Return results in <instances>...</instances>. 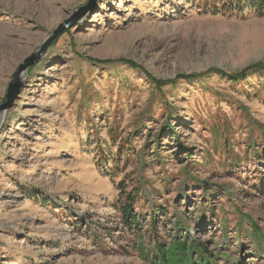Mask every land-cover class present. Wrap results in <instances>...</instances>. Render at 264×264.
<instances>
[{
	"label": "rangeland",
	"instance_id": "rangeland-1",
	"mask_svg": "<svg viewBox=\"0 0 264 264\" xmlns=\"http://www.w3.org/2000/svg\"><path fill=\"white\" fill-rule=\"evenodd\" d=\"M89 1L0 0V105ZM256 4L94 0L0 112V264H264V70L177 79L264 64Z\"/></svg>",
	"mask_w": 264,
	"mask_h": 264
},
{
	"label": "trees",
	"instance_id": "trees-1",
	"mask_svg": "<svg viewBox=\"0 0 264 264\" xmlns=\"http://www.w3.org/2000/svg\"><path fill=\"white\" fill-rule=\"evenodd\" d=\"M252 1H253V4L257 3L255 8L264 11V7H262L263 4L261 3V1H257V0H252ZM237 10H239V9H237ZM216 13H218V12H216ZM119 62L129 63L132 66V69H137V70L140 69V67L133 62L125 61V60H123V61L120 60ZM102 63H106V62H102ZM261 70H264V64L258 63V64H253V65H251V66H249V67H247V68H245V69H243V70H241L235 74H227L226 72L218 70V69H210L207 72L199 73V74L179 75L177 77V79L185 80L188 82H194V81L209 77L212 74H217V75L227 77L232 83H238V82L245 81L251 73L259 72ZM147 76L153 81V83L156 85V87L158 89H161L164 86H167L169 84L174 83L173 81H170V80H168V81L158 80V79H156V78H154L148 74H147ZM121 187H123V186H121ZM123 209H125V210H123V214L125 215V217H129L131 210H126V208H123ZM191 248L192 247H189L186 242H183V243L175 242L171 245V247L169 248V250L166 253H162L161 255L158 254L157 255L158 259L155 260L156 262L155 261L154 262H155V264H184L185 259H187L185 256L187 255V253L190 251ZM201 256L202 257L204 256L202 254V252H201ZM201 256H200V260L204 261V258H202ZM166 257H167V260H166ZM191 259H192V256H191Z\"/></svg>",
	"mask_w": 264,
	"mask_h": 264
},
{
	"label": "water",
	"instance_id": "water-1",
	"mask_svg": "<svg viewBox=\"0 0 264 264\" xmlns=\"http://www.w3.org/2000/svg\"><path fill=\"white\" fill-rule=\"evenodd\" d=\"M94 2V0H90L88 5L85 7H82L78 13H76L70 20L65 21L62 23L57 30L53 32V35L47 40L45 45L41 48V51L39 52L38 55H32L26 60H24V63L21 64L16 72L14 73L12 77V81L9 85L8 92H7V99L6 102L3 105H0V112L3 113L10 108H12L15 100L17 99L19 93L21 92V89L23 88L24 82L22 80V76L26 74V72L34 66L38 61L39 57H41L48 48L52 45V43L57 40V38L64 33L67 29L81 21L84 16L88 13L91 4Z\"/></svg>",
	"mask_w": 264,
	"mask_h": 264
}]
</instances>
